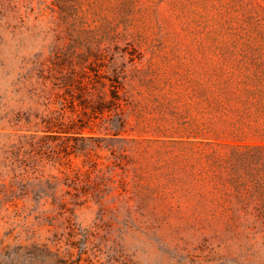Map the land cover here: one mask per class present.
Wrapping results in <instances>:
<instances>
[{"label":"rangeland","instance_id":"1","mask_svg":"<svg viewBox=\"0 0 264 264\" xmlns=\"http://www.w3.org/2000/svg\"><path fill=\"white\" fill-rule=\"evenodd\" d=\"M0 264H264V0H0Z\"/></svg>","mask_w":264,"mask_h":264}]
</instances>
